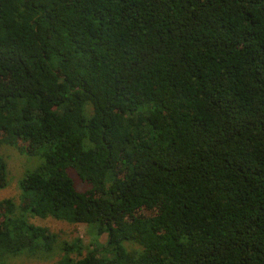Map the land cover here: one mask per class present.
Instances as JSON below:
<instances>
[{"label": "trees", "instance_id": "1", "mask_svg": "<svg viewBox=\"0 0 264 264\" xmlns=\"http://www.w3.org/2000/svg\"><path fill=\"white\" fill-rule=\"evenodd\" d=\"M4 146L0 264H264V0H0Z\"/></svg>", "mask_w": 264, "mask_h": 264}, {"label": "rangeland", "instance_id": "2", "mask_svg": "<svg viewBox=\"0 0 264 264\" xmlns=\"http://www.w3.org/2000/svg\"><path fill=\"white\" fill-rule=\"evenodd\" d=\"M0 155L4 157L9 173L8 186L0 190V202L6 199H13L16 204L20 205L23 201V192L20 186L21 180L27 173L35 171L42 163V160L40 157L21 155L15 149L5 146L0 148ZM29 220L37 226L46 227L51 232L58 234L62 240L72 241L80 238L88 245L103 242L106 239L105 235L97 238L91 228L84 224L71 225L54 219L43 220L32 215L29 216ZM58 258V256L50 258L20 256L11 258L10 262L13 264H54Z\"/></svg>", "mask_w": 264, "mask_h": 264}]
</instances>
